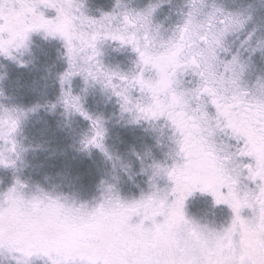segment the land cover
<instances>
[{"label": "snow or ice", "instance_id": "snow-or-ice-1", "mask_svg": "<svg viewBox=\"0 0 264 264\" xmlns=\"http://www.w3.org/2000/svg\"><path fill=\"white\" fill-rule=\"evenodd\" d=\"M162 2L137 9L117 0L95 18L82 0H0V54L26 48L32 32L59 36L69 64L62 85L75 75L100 82L119 97L122 112L136 121L165 117L173 129L171 163L152 165L151 190L139 198L125 199L111 185L91 204L44 189L27 195L18 178L0 192V250L17 264L33 257L50 264H264V76L246 80L247 65L227 39L246 18L217 0H184L180 21L162 30L153 19ZM41 5L57 15L47 17ZM109 39L138 53L136 70L104 65L100 45ZM61 99L91 121L84 147L110 155L103 117L89 113L70 87ZM26 115L0 105V165L19 159ZM197 192L227 205L229 220L189 216L186 204Z\"/></svg>", "mask_w": 264, "mask_h": 264}, {"label": "rangeland", "instance_id": "rangeland-1", "mask_svg": "<svg viewBox=\"0 0 264 264\" xmlns=\"http://www.w3.org/2000/svg\"><path fill=\"white\" fill-rule=\"evenodd\" d=\"M100 0H96L95 3L98 4ZM110 1V0H109ZM144 2L146 0H137V2ZM92 0H82L83 11L86 15L90 17L99 18L104 13L112 12L116 8L117 0H112L109 7L95 8L92 6ZM150 2H156V0H149L146 3L139 4L135 3V0H125L131 8H143ZM183 0H171L169 8L164 7L168 4V0H163L160 6L156 9L154 14V23L162 25V30L171 29L176 23L180 21L181 11L184 6ZM217 3L222 5L226 11L242 13L246 18V23L244 27L237 33L230 34L228 36V43L231 46L232 52H239L241 59L245 61L247 67L245 71V79L249 82H254L257 78L264 76L255 75V70L264 63V47H258L261 42H264V2L262 0H217ZM181 4V5H180ZM238 4L240 6H233ZM233 6V7H232ZM40 10L44 12L47 17H55L57 15L56 9L45 8L41 5ZM251 34V40L248 43H243ZM49 43H52L51 45ZM55 47L56 59L52 64L53 68H49L50 61L52 60L51 47ZM102 49L101 59L104 65L110 69H115L124 73H131L136 70V61L138 59V53L135 52L130 45H122L119 41L107 40L100 45ZM255 49V50H253ZM260 53L259 56H255L256 53ZM67 49L65 47V42L59 36L52 37L46 36L44 31L32 32L26 48H21L19 50H13V56H5L0 54V105L6 107H18L27 111V115L22 119L20 128L17 133V140L23 148L21 151L19 159L16 160L14 166L0 165V192H6L12 185L15 184L17 178L23 181L26 185L25 193L31 195L38 192L39 189H44L47 192L53 194H61L75 199L77 202H89L94 203L102 198V181L108 183H113L120 195L125 199L139 198L141 193H146L151 190L153 168L152 165L156 162L168 161L171 163L169 158V152L173 148V142L171 136L173 135V129L170 127V122L166 121L165 117H161L159 120H144L141 119L136 121L131 113L122 112L119 97H117L111 89L105 88L100 82L85 81L82 75H75L71 78L69 84H61V76L68 69V57L66 55ZM111 56H123L121 62H116L110 59ZM230 58V55H229ZM125 59V61H124ZM23 62V63H21ZM57 70V73L55 72ZM254 72V74H253ZM57 80L55 85L53 84V79L55 74ZM255 75V76H254ZM51 80V86H47L48 81ZM42 82L45 85H41ZM41 83V84H40ZM57 87V94L53 95V100L50 98ZM71 88L74 95H79L81 97L84 108L91 113L93 116H101L104 120V125L106 128L104 143L108 147L109 152L112 155H108L96 147L85 148L82 141L85 135H91V121L85 118L82 114L67 110L62 102V90L64 88ZM97 94V96H96ZM138 95V93H136ZM33 100L37 104L32 103ZM102 97L104 102L109 104L110 101L115 100L116 111L114 113L115 120L119 123H125L129 126H136L143 128L147 131L142 134L141 144L139 148V153H131L134 156L128 157L129 153H119L113 154L110 148L119 147L122 140L118 137L117 133L118 123L115 120H110L109 116L106 114H101L96 111H92L89 106H98V97ZM90 98L91 102L87 103V99ZM52 101V102H50ZM102 102V100H100ZM42 108L53 109L49 116L43 115L41 118L37 119L38 113L42 112L39 104ZM30 104V105H28ZM31 109H35L32 111ZM38 112V113H37ZM62 113V114H61ZM67 117L65 122L66 126L71 124L70 120H78V118L83 119L85 125L79 132V141L81 146L86 150H97L102 155L111 161V170L102 171L105 175L101 181L99 188L97 184L99 182L90 177L89 181H84V183H79L77 186L82 187L85 190V194L93 198L83 199L75 196V194L65 193L56 186H49L35 182L33 179L34 170H59L61 175L69 174L71 179L67 185H76V182L82 179L77 173H74L70 169L66 168V163L63 165L60 157H57V149L59 136L61 135L59 121ZM109 121L110 124V134L108 136ZM40 128V129H39ZM41 130L38 135H34V132ZM119 132V130H118ZM108 136V137H107ZM43 138L42 142H45L44 148L41 151L43 158L48 159L51 151V163L49 166L47 162L42 165H33L34 158L37 159L39 156L32 157L28 142L32 139ZM110 137V142L112 145L109 146L108 139ZM47 145V146H46ZM118 145V146H117ZM130 149V148H129ZM135 148H131L129 152L135 151ZM116 151V149H115ZM119 157L117 162L116 158ZM54 162V164H53ZM69 167V165H68ZM31 170L30 176L26 175V169ZM141 171V175L136 178V174L133 175L137 170ZM76 170V169H73ZM111 171V173H110ZM110 173V174H109ZM5 174V176H3ZM44 181L48 184V179H50V174L48 172L44 173ZM107 175V176H106ZM50 177V178H49ZM33 178V179H32ZM143 178V179H142ZM102 179V176H100ZM142 179V180H141ZM73 180V181H71ZM161 185L166 183V180L159 181ZM93 183V184H92ZM95 183V184H94ZM125 192L124 191V189ZM136 191L132 192L131 188ZM98 188L95 194V189ZM95 194V195H94ZM186 211L189 216L201 220V222H210L216 225L226 223L231 216V209L224 204L216 205L214 203V198L210 193H200L197 192L195 195L190 197L186 204ZM247 213V210H246ZM12 253L7 250H0V264H17V261L13 258ZM31 264H50V261L46 257H33Z\"/></svg>", "mask_w": 264, "mask_h": 264}, {"label": "trees", "instance_id": "trees-1", "mask_svg": "<svg viewBox=\"0 0 264 264\" xmlns=\"http://www.w3.org/2000/svg\"><path fill=\"white\" fill-rule=\"evenodd\" d=\"M95 1L96 0H92V2H91L92 6L95 8H100V7L105 8L107 6L109 7L112 3V0H110V1L109 0H100L98 4H96ZM147 1H149V0H146L144 2H140V1L137 2V0H135V3L143 4V3H146ZM170 2H171V0H168V4L165 5L164 7L169 8ZM183 2H184V0H183ZM262 2H264V0H262ZM108 3L110 5H108ZM233 6H240V5L235 4ZM49 44L51 45L52 43H49ZM50 49H51V53H49V54L52 55V60L49 63L50 64L49 68H53L52 64L54 63V61L56 59V51H55L56 49L54 46H52ZM259 54L260 53L258 52L255 54V56H259ZM122 58H124V57L123 56H111L110 57V59L112 61L114 59V60H116V62H121ZM124 61H125V59H124ZM55 72L57 73L56 69H55ZM56 73H54L55 74V78L53 79L54 85H55V81L57 80ZM253 74H254V72H253ZM262 74L264 75V63L260 64V66H258V68L255 70V75H262ZM41 85L44 86L45 83L42 82ZM47 86H51V80L48 81ZM56 94H57V87L54 88V91L51 94H49V95H51L50 98L53 100L54 99L53 95H56ZM96 96H97V94H96ZM100 100H102V102ZM86 101H87V103H90L91 99L88 98ZM31 102L34 104H37L33 100V95H32V101ZM50 102H52V101H50ZM97 103L100 105L89 106L87 104V107L90 108L92 111H96V112H99L101 114L108 115L109 116L108 118H110V120H115V118H116L114 115V113L116 111L115 100L114 101L112 100V101H110L109 104H107L104 102V99L100 96V97H98ZM28 105H30V104H28ZM39 106H40V108H42V105L39 104ZM44 106L46 107L47 105H44ZM45 107H43L41 109V111H40V112H42L41 114H39L37 112L38 116H35V117H37V119L41 118L43 115H46V117H47L51 114V116H52V112H54V110L49 109V108H45ZM66 121H67V117H65V116H64V119L59 121L60 130H62L61 131L62 136H59L57 149H54V151L57 152L56 155H57V157H60V159L63 162V165L66 163V168L70 169V170L72 169L71 171H73L74 173H77L79 177L82 176V179L79 178V180L76 182L75 186L74 185L69 186L65 183H67V180H68V182L70 181V179H71L70 175L69 174H65V176L61 175V172H59V170H34L32 173L34 179L33 178L32 179L35 182L40 183V184L54 186V187L56 186V188H58V190L65 192V193L75 194V196H77L79 198L90 199L93 197L86 195L84 192L85 190H83L82 187L77 186V185L81 182L84 183V181H86V180L89 181L90 177L92 176V178L95 179V181L99 182L97 184V186L99 188L101 181L105 177V175L102 171L104 170V172H105L106 170H108V172H109V170H111V166H109L111 164V161H108V159H106V157L104 155H102L99 151H97V150H95V151L86 150L81 146V143L79 141V139H80L79 138V132L81 131L82 127L85 125L83 119L78 118V120L76 119L74 121H72V120L68 121L71 123V124L67 123V125H71L70 127L65 125ZM111 122L112 121H109V123H108V125H109L108 136L111 133L110 132ZM114 122L118 123V126L115 129H117V133H119V136H120L118 138L120 139V141L122 140V142H121V145L119 147H115L116 151L114 148H110L111 151L115 155L119 154V153H129L126 156L133 157L134 155L131 153H139L141 138L143 136L142 134L146 133V130L147 131H150V130H148V129L145 130L143 128V126L136 127V126H129V125H127L125 123H121V122L119 123L117 120H115ZM118 130H119V132H118ZM40 131L41 130H38L37 132H34L33 134L38 135L40 133ZM41 140H44V139L40 138V137H38L36 139L31 138V141L28 142L30 151L32 150V153H31L32 157L39 156L37 159L34 158L32 163L35 166L41 165V167H43L42 165H44L48 161L47 164H49V166H52L51 159H50L51 158V151H50V155L48 156V159L43 158L41 155V151L44 148L43 144L45 143V142H42ZM107 141H108L109 146H116V143H115V145L111 144L110 137ZM129 148L130 149L135 148L136 150L129 152L130 151ZM53 164H54V162H53ZM68 165H69V167H68ZM73 169H76V170H73ZM30 171L31 170H28V168L26 169V175L27 176H30L29 174H27ZM46 172H48L50 174V177H51V178L49 177L50 179H48V184L45 183L46 181L44 180V177H45L44 173H46ZM110 173H111V171H110ZM135 174H136V178L138 179V176L141 175L140 169L137 170L133 175H135ZM3 176H5V174ZM66 176L68 177L67 180L65 179ZM100 176H102V179H100ZM71 181H73V180H71ZM98 188L95 189V194L97 193ZM123 189H124V187H123ZM124 191H125V189H124ZM131 191L135 192L136 190L134 188H131ZM125 192H127V191H125Z\"/></svg>", "mask_w": 264, "mask_h": 264}, {"label": "clouds", "instance_id": "clouds-1", "mask_svg": "<svg viewBox=\"0 0 264 264\" xmlns=\"http://www.w3.org/2000/svg\"><path fill=\"white\" fill-rule=\"evenodd\" d=\"M0 79H3V76H0ZM3 93H2V91H0V95H2ZM107 147V146H106ZM107 151H108V153H110L109 152V149H108V147H107ZM110 155H112V153H110ZM116 160H117V162L119 161V158L117 157L116 158ZM113 186V191H117V188H116V185L115 184H113V183H108V182H106V181H102V183H101V188H102V194H104V193H107V191H108V186ZM68 197V196H67ZM69 198V200L70 201H76L75 199H72V198H70V197H68ZM77 202V201H76ZM197 220H199V219H197ZM200 222H201V220H199ZM202 223H210V222H202Z\"/></svg>", "mask_w": 264, "mask_h": 264}]
</instances>
